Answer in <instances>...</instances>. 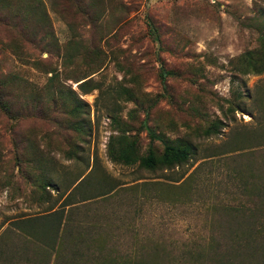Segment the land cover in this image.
<instances>
[{
    "label": "rangeland",
    "instance_id": "obj_1",
    "mask_svg": "<svg viewBox=\"0 0 264 264\" xmlns=\"http://www.w3.org/2000/svg\"><path fill=\"white\" fill-rule=\"evenodd\" d=\"M263 52L264 0H0V264H264ZM146 114L184 162L111 157Z\"/></svg>",
    "mask_w": 264,
    "mask_h": 264
},
{
    "label": "trees",
    "instance_id": "obj_2",
    "mask_svg": "<svg viewBox=\"0 0 264 264\" xmlns=\"http://www.w3.org/2000/svg\"><path fill=\"white\" fill-rule=\"evenodd\" d=\"M25 4L35 12V10H40L42 8L38 9L37 3L34 1H28L25 2ZM7 5H11V1H7ZM45 13V12H44ZM46 19V13L45 16H41V21H45ZM262 57H257V56H252L249 54L247 56L248 62L251 67H246V69H250L254 72H261L264 70V52L261 55ZM261 59V60H259ZM162 78L166 74V70L161 69L160 70ZM2 96L0 94V102L3 105V102L1 100ZM148 114L145 115L143 118V121L141 123L142 128H144L149 135L150 138V145L148 147V150L145 154H140L139 150L137 149V140L133 135L127 134V133H119L116 136H113L112 141H110L109 144V150H110V155L113 159L121 162H130L135 159H139L140 164L145 166V167H154L157 164L159 165H164V166H172L175 164H179L184 162L190 155L191 153V148L190 145L187 144L186 142H174L171 140H168L166 138H163L161 135L157 134L147 123V116ZM211 127H208L209 131H213L216 129V126L218 125L216 122L213 123ZM154 139H159L162 143V150L160 153H155L153 148H152V141ZM244 179H241L240 184L242 183L243 185L245 184ZM250 187H252L253 190V195L255 197H258L259 200L263 198L262 193H264V183H259V182H253L250 183ZM257 209L260 208V206H256ZM232 210H235L237 212V215L241 216L239 219L248 217L251 218V214H245L248 208H240L238 206L234 208H230ZM261 212V210H257V215ZM254 215L255 210L252 211ZM50 214V212L48 213ZM52 214V213H51ZM46 217V215H44ZM253 222V221H252ZM253 227H255V224H253ZM261 227V226H259ZM257 227V229L259 228ZM256 228V227H255ZM243 233V232H242ZM245 236L247 237L248 235H251V229L248 227V229L244 230ZM209 247L212 246V244L208 245ZM264 250V245L261 249V252ZM214 258L217 260L218 263L222 264H231V262H228V260H225V263L220 261L217 257L216 251H213ZM220 256H223L222 254ZM224 258V257H223ZM149 264V263H146Z\"/></svg>",
    "mask_w": 264,
    "mask_h": 264
}]
</instances>
